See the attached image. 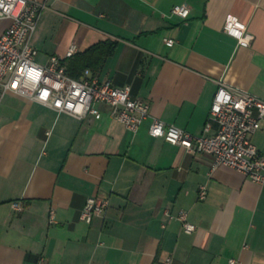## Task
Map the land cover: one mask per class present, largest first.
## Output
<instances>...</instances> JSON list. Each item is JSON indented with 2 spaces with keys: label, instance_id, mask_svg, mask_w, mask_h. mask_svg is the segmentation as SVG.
Returning <instances> with one entry per match:
<instances>
[{
  "label": "crops",
  "instance_id": "1",
  "mask_svg": "<svg viewBox=\"0 0 264 264\" xmlns=\"http://www.w3.org/2000/svg\"><path fill=\"white\" fill-rule=\"evenodd\" d=\"M36 60L64 59L113 40L97 77L131 87L151 105L137 132L110 115L79 118L14 93L0 104V264H264V183L150 133L153 117L193 135L206 131L219 80L264 98V0H38ZM188 4V18L173 14ZM255 35L242 46L228 14ZM0 19V34L10 25ZM166 38L176 40L170 46ZM79 60V59H78ZM79 63V61H77ZM264 154V121L252 135ZM202 185L208 187L199 199ZM109 207L91 222V196ZM18 204L19 206H16ZM186 210L197 229L178 218ZM54 211V220L51 219Z\"/></svg>",
  "mask_w": 264,
  "mask_h": 264
},
{
  "label": "built area",
  "instance_id": "2",
  "mask_svg": "<svg viewBox=\"0 0 264 264\" xmlns=\"http://www.w3.org/2000/svg\"><path fill=\"white\" fill-rule=\"evenodd\" d=\"M45 4L38 0H0V19H10L11 25L0 34V104L9 93L39 101L59 112H67L79 118L94 115L102 118L103 110L109 107L110 115L125 126L137 132L145 119L151 116V105L141 98H134L131 87H117L111 81H100L97 77L78 79L68 74L64 59L53 55L47 64L36 60L38 49L31 43ZM173 14L188 18L191 8L188 4H177ZM224 30L237 38L242 46H251L255 35L246 22L235 14H228ZM174 45L176 40L166 38ZM78 52L73 43L66 53L70 58ZM219 87L206 124V131L216 125L213 134L193 135L187 130L168 124L153 117L150 133L164 137L167 141L182 145L189 151L212 154L213 169L227 165L245 173L250 179L264 183V154L253 142L264 121V98L247 90L233 87L219 80ZM208 187L202 185L199 199L205 200ZM109 199L97 195L88 198L82 212V219L91 222L95 215L104 213ZM16 206H19L16 204ZM169 218H178L186 232L197 229L186 210L174 215L166 210ZM51 219L54 220V211ZM231 264H243L232 258ZM162 264H173L168 257Z\"/></svg>",
  "mask_w": 264,
  "mask_h": 264
},
{
  "label": "trees",
  "instance_id": "3",
  "mask_svg": "<svg viewBox=\"0 0 264 264\" xmlns=\"http://www.w3.org/2000/svg\"><path fill=\"white\" fill-rule=\"evenodd\" d=\"M116 47V42L113 40H106L92 46L84 53H76L70 57V64L66 68L68 74L78 78L82 72L89 66L98 68L102 66L106 58L113 53ZM79 59V60H78ZM79 61V63H77Z\"/></svg>",
  "mask_w": 264,
  "mask_h": 264
}]
</instances>
